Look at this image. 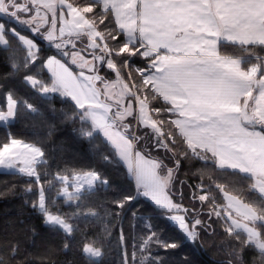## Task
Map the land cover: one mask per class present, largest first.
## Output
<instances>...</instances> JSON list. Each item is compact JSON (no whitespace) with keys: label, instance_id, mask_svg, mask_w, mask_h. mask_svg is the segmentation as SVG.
<instances>
[{"label":"snow or ice","instance_id":"1","mask_svg":"<svg viewBox=\"0 0 264 264\" xmlns=\"http://www.w3.org/2000/svg\"><path fill=\"white\" fill-rule=\"evenodd\" d=\"M2 16L30 33L0 22V47L10 51L13 72L23 69V82L40 97L58 94L68 102L71 110L65 119L80 124L74 131L89 140L101 160L126 167L135 195L115 201L118 208L144 197L193 243L216 217L239 244L228 251L226 264H243L245 249H254L264 264V0H91L84 6L70 0H0ZM36 37L55 53L42 59ZM12 40L20 47L13 48ZM20 50L25 55L17 60ZM137 56L144 67L131 63ZM105 69L114 79L101 74ZM4 96L6 111L0 107V122L15 118L20 108L39 113L11 89ZM160 101L163 106L155 107ZM149 142L170 153L172 167L151 156ZM177 143L184 145L182 152L177 153ZM181 158L197 159L206 168L211 164V184L206 186L202 175L199 194L192 196L208 204L209 222L200 218L201 209L173 199ZM47 163L45 152L34 143L9 137L0 145V168L29 178L24 191L35 194L31 205L43 223L72 236L77 230L73 220L99 216L85 209L84 201L109 181L95 169H72L42 182V176L50 175L43 167ZM53 191L65 203L76 204V210L70 215L52 211ZM144 227L147 234L133 244L132 264H164L152 246L174 250L181 244L161 239L150 222ZM104 230L111 235L107 226ZM18 251L13 245L10 257ZM82 252L89 264L104 255L95 240L84 243ZM0 264H8L3 254ZM123 264H129L127 250ZM184 264L191 262L185 258Z\"/></svg>","mask_w":264,"mask_h":264},{"label":"trees","instance_id":"2","mask_svg":"<svg viewBox=\"0 0 264 264\" xmlns=\"http://www.w3.org/2000/svg\"><path fill=\"white\" fill-rule=\"evenodd\" d=\"M76 3L84 6L91 3V0ZM101 28L103 25H100ZM121 40H123L122 36ZM36 42L39 44V55L42 59L55 53L51 47L44 46L43 40L36 37ZM111 45L115 47L117 42ZM12 47L20 46L17 41L12 40ZM228 51L231 52L232 49ZM24 55V51L20 50L16 53L15 59L21 60ZM12 59L10 51L0 47V86H2L0 87V107L4 108V94L11 89L17 99L28 100L39 109V113H30L20 108L11 123L7 126L0 125V145L7 142L9 137H14L41 147L48 161L43 167H46L50 173L46 178L42 176V182L44 179H51L56 172L95 169L108 179L109 185L99 188L84 201V208L94 209L99 216L76 218L72 222L77 226V230L72 236H66L62 230L45 225L43 216L32 207L31 201L36 198L35 194L24 191L29 178L12 171H0V254L8 259V264H89L88 258L82 252V247L84 243L92 240L96 241V246L101 247L104 253L103 257L99 261H93V264H123L125 250L129 256V264H132L133 244L138 245L141 237L147 234L144 226L149 222L152 223L153 229L159 233L161 239L181 244L174 250L152 246L153 255L160 256L164 264H184L185 258L191 264H226L230 259L228 251L232 247H239V244L227 236L223 230V221L216 217H212L210 221L211 229L201 230L199 240L193 243L184 238L178 227L171 224L164 213L156 209L146 198L138 197L125 205L124 209L118 208L115 201L122 199L125 195H135V183L128 176L126 167L122 163L117 165L101 160L93 151L89 140L81 138L78 132L74 131L80 127L79 122L74 124L65 119L64 113L70 112V104L58 94H53L47 99L40 97L23 82L22 78L26 74L23 69L18 73L13 72ZM118 59L122 62L121 58ZM131 63L134 67L145 66V61L138 56L131 58ZM38 67L39 64H37ZM27 74L34 73L32 71ZM101 74H107L114 79V74L107 72L106 69ZM154 106L162 107L163 102L155 103ZM144 144L145 142L142 141L141 145L144 146ZM175 147L177 153L184 150L182 143H177ZM147 148L152 157H159L169 167L173 166V161L168 158L170 153L164 149H156L151 143ZM210 174H212L211 164L206 168L202 161L181 158V164L176 173L177 179L171 188L175 202L178 201L189 209L193 207L201 209L200 218L206 222H209L208 204L201 205L198 200L194 201L192 196L193 193L199 194L196 186L201 183L202 175L203 183L206 186L211 184L208 179ZM214 178L219 179V173H215ZM237 180L240 184L245 183L238 177ZM212 187L217 202L222 203V194L215 189L214 185ZM229 190L234 189L229 186ZM53 198L56 200L54 205L51 204ZM49 204L52 211H59L62 214L70 215L76 210V204L65 203L63 197H56L55 191L49 195ZM133 211L137 212L136 218L132 216ZM191 215L190 213V217ZM105 226L111 235L105 233ZM121 229L124 234L123 244L120 241ZM65 243L69 245L67 249L64 247ZM13 245H18L19 248L15 258L10 257ZM243 264H261L254 249L244 250Z\"/></svg>","mask_w":264,"mask_h":264},{"label":"rangeland","instance_id":"3","mask_svg":"<svg viewBox=\"0 0 264 264\" xmlns=\"http://www.w3.org/2000/svg\"><path fill=\"white\" fill-rule=\"evenodd\" d=\"M82 0H70V2H73L74 4H77L76 2H80ZM21 16L24 17V14L21 13ZM26 18V17H24ZM0 22H5L6 23V26L7 27H16L18 31H22V34L24 35H30V33L28 32V30L25 28V29H21V26L18 25V24H15L13 21H10L9 18L7 16H2V19L0 20ZM105 23H108V21H105ZM111 26V25H110ZM104 29V26L103 28H101V30ZM39 40H41L39 37H37ZM115 41H109L110 44L114 43ZM44 46L45 47H51L46 41L43 42ZM39 45V44H38ZM55 52V49L52 48ZM54 54V53H53ZM52 55V54H51ZM90 59V57H88ZM75 67V66H73ZM33 73L35 74V71H33ZM4 110L6 111V100L4 101ZM14 120L13 119H10L7 123H3V122H0V125H3V126H7L9 123H11L12 121ZM28 143V142H27ZM148 145H150V143H148ZM147 145V147H148ZM2 170H6V169H2L0 168V171ZM6 171H10V170H6ZM144 198V197H143ZM176 203H179L178 201ZM155 206V205H154ZM160 210V209H159ZM165 215V214H164ZM169 221V220H168ZM171 224L175 225L173 222L169 221ZM176 226V225H175Z\"/></svg>","mask_w":264,"mask_h":264},{"label":"crops","instance_id":"4","mask_svg":"<svg viewBox=\"0 0 264 264\" xmlns=\"http://www.w3.org/2000/svg\"><path fill=\"white\" fill-rule=\"evenodd\" d=\"M3 171H6V170H3Z\"/></svg>","mask_w":264,"mask_h":264}]
</instances>
